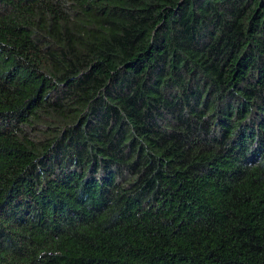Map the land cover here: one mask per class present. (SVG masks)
I'll use <instances>...</instances> for the list:
<instances>
[{
	"label": "trees",
	"instance_id": "16d2710c",
	"mask_svg": "<svg viewBox=\"0 0 264 264\" xmlns=\"http://www.w3.org/2000/svg\"><path fill=\"white\" fill-rule=\"evenodd\" d=\"M0 264H264V0H0Z\"/></svg>",
	"mask_w": 264,
	"mask_h": 264
}]
</instances>
